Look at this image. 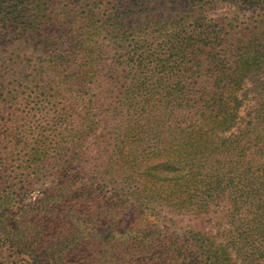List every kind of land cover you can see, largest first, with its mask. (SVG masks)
I'll use <instances>...</instances> for the list:
<instances>
[{"label": "trees", "instance_id": "obj_1", "mask_svg": "<svg viewBox=\"0 0 264 264\" xmlns=\"http://www.w3.org/2000/svg\"><path fill=\"white\" fill-rule=\"evenodd\" d=\"M149 10L128 41L127 25L79 22L0 40V202L19 203L47 180L19 211L64 219L21 233L9 215L0 250L22 252L27 264H264V118L241 119L224 59L213 47L204 57L194 41L179 70L193 66L203 82L184 77L177 99L185 102L167 106L150 90L129 101L138 90L118 86L119 67H159V49H168L160 12ZM130 199L193 220L210 214L213 230L124 225Z\"/></svg>", "mask_w": 264, "mask_h": 264}, {"label": "rangeland", "instance_id": "obj_2", "mask_svg": "<svg viewBox=\"0 0 264 264\" xmlns=\"http://www.w3.org/2000/svg\"><path fill=\"white\" fill-rule=\"evenodd\" d=\"M153 7H157L160 12L162 28L159 41L161 45L168 42V49L160 47L157 56L161 60L159 67H134L132 70L119 67L123 70V79L118 86H126L133 93L138 90L137 96L128 100L139 101L150 90L148 94L160 92L159 99L162 98L167 106L185 102L177 99L184 77L189 85L197 86L203 82L197 71L193 74L190 72L193 66L186 71V75H181L179 70L183 66L179 62L191 58L187 54L189 49L184 46L194 41V47H200L204 57L213 47L211 52L217 55L212 56L224 59L225 88L229 89L227 94L232 99L235 97V101H240L241 119L246 121L255 112L259 118H264V0H0V40L36 38L38 35L51 34L55 24L79 22L96 26L127 25L128 32L125 35L128 41L139 35L144 14H151L149 9ZM30 25L39 28L33 33L26 28ZM94 34V37L101 35L97 31ZM209 40L214 42L205 46L207 42L210 43ZM209 60L211 58H207L202 65ZM235 73L238 74V81L233 85ZM169 91H173V99H170ZM185 95L192 98L191 94ZM143 97L147 98L146 95ZM180 114L177 111L173 117L179 118ZM34 182L23 201L7 204L6 208L0 202V221L14 215L17 221L13 227L21 233L29 227L33 228L31 225L37 222L62 223L64 220L60 217L33 218L19 211L37 200L39 192L49 184L47 180L43 184ZM129 201L131 207L124 212V225L139 228L148 223L157 225L159 229L178 232L186 225L194 224L213 230L214 220L210 214L201 220H193L186 214H167L163 208L151 211L143 205L137 207L139 203L132 199ZM170 217L174 218L173 221L169 220ZM27 263V256L18 250H0V264Z\"/></svg>", "mask_w": 264, "mask_h": 264}]
</instances>
